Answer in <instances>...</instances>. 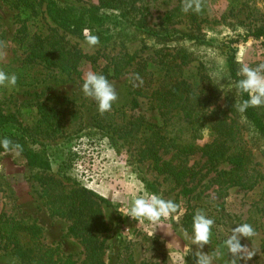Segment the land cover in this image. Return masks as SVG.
<instances>
[{"label":"trees","instance_id":"1","mask_svg":"<svg viewBox=\"0 0 264 264\" xmlns=\"http://www.w3.org/2000/svg\"><path fill=\"white\" fill-rule=\"evenodd\" d=\"M5 1L26 13L15 36L26 43L25 54L17 61L21 68L41 64L79 74L89 64L110 80L132 67V105L139 97L147 98L163 118L159 125L116 109L98 112L87 127L78 107L39 101L37 119L25 126L0 105V137L22 145L48 212L68 220V233L82 245L83 264H104L110 224L102 210L104 198L70 174L73 139L90 142L94 136L106 137L117 152L124 150L127 164L146 187L156 181L170 191L179 189L187 200L182 224L190 232L196 211L189 203L195 189L189 183L202 176L204 167L216 172L211 181L218 188L259 190L258 201L264 204V176L253 164L254 152L264 155V106L239 112L236 105L248 96L234 87L242 67L236 58L238 46L249 39L264 41V5H258L263 0H226L218 21L209 18L206 0H199V13L182 12L180 0L156 24L147 22L138 0H97L48 9L38 0ZM216 22L227 32L220 36L222 29L212 25ZM85 30L99 37L95 53L83 52L67 38V34L84 38ZM134 41L138 46L131 50ZM167 154L169 158L164 157ZM194 154L204 158L201 167L188 163L187 157ZM52 162H58L54 169ZM143 162L149 163L154 181L143 176L139 167ZM0 234L22 262L64 261L60 247L44 243L42 228L35 223L0 215Z\"/></svg>","mask_w":264,"mask_h":264},{"label":"rangeland","instance_id":"2","mask_svg":"<svg viewBox=\"0 0 264 264\" xmlns=\"http://www.w3.org/2000/svg\"><path fill=\"white\" fill-rule=\"evenodd\" d=\"M41 6L60 8L64 4L90 5L97 0H38ZM180 0H138L144 8L148 23L156 24L160 17L173 9ZM207 14L212 20H219L227 7L226 0H206ZM264 5V0L258 2ZM26 13L11 7L7 1L0 0V70L17 76L14 88L0 86V105L5 112H13L25 126H30L37 119L35 104L42 101L56 107L75 106L83 114L84 124H93L98 113L95 102L85 97L80 90L84 75L89 72L98 73V69L85 64L79 74H67L58 69H45L41 64L31 68H21L17 61L25 54V41L19 43L15 39L19 20ZM31 24L30 20L28 21ZM212 23L220 36L226 33L222 24ZM34 29V27H31ZM70 42L76 44L83 52L95 53L100 46H89L85 38L67 34ZM138 42L129 45L131 50L137 48ZM236 58L239 63L255 68L264 59L263 39H249L237 48ZM132 67L117 78L108 80L117 94L110 111L122 109L128 115H142L145 119L161 125L163 118L156 107H152L147 98L139 97L137 105H132L133 93L129 85ZM99 74V73H98ZM93 141L75 140L71 142L75 156L72 160L70 174L87 188L102 196V210L110 231L106 238L104 264H197L196 253L201 252L211 257V264H230V254L223 247L230 228L236 224H251L256 235L251 239L241 238V243L251 251H256L249 260H241L239 264H264V204L259 202V190L245 191L238 187L218 188L211 178L216 174L213 170L203 168L189 186L190 204L195 211H202L213 218L215 223L211 229L209 243L202 248L190 245V231L182 224V216L186 211V196L179 189L169 190L164 184L154 182L146 187L138 177L136 170L127 164V155L117 152L106 137H95ZM170 154L165 155L169 158ZM188 163L201 167L204 158L199 154L187 157ZM58 162H52L53 169ZM253 164L264 176V155L254 152ZM140 170L149 182L155 176L148 162L139 164ZM33 170L29 167L23 152L20 155L0 151V215L9 216L16 221L32 224L42 228V240L48 245H58L63 253L61 264H83L84 252L78 239L68 233L69 221L50 215L41 197L40 187L32 179ZM264 187V185H263ZM161 195L165 200L178 204L175 214L178 219L162 221L161 227L147 222H137L123 215L125 209L136 194ZM194 196V197H193ZM152 236L150 233H152ZM190 245V246H189ZM190 251L184 256L185 251ZM184 256V258H183ZM179 257V258H178ZM0 264H32L18 260L9 246L4 244L0 234Z\"/></svg>","mask_w":264,"mask_h":264},{"label":"clouds","instance_id":"3","mask_svg":"<svg viewBox=\"0 0 264 264\" xmlns=\"http://www.w3.org/2000/svg\"><path fill=\"white\" fill-rule=\"evenodd\" d=\"M181 11L184 13H199L201 4L199 0H183ZM84 38L90 47L99 43V37L90 30L84 31ZM238 76L240 78L235 81L234 87L237 93H246L248 98L236 105L237 110L244 113L250 107L264 106V63L258 64L255 68L243 65L239 69ZM136 79L139 80V76ZM16 84L17 76L15 74L0 70V86L14 88ZM79 87L85 97L91 98L95 102L97 111L101 115L110 111L113 102L117 99L114 86L104 75L96 72H87ZM0 149L5 153H15L16 155H20L23 151L22 145L8 137H0ZM178 207L177 203L172 200H165L161 195L155 193L148 195L136 194L131 199L123 215L137 222H147L155 226L156 229L161 227L162 221L178 219V216L175 215ZM214 223V219L206 216L202 211L195 212L191 223L190 245L195 244L198 248H202L205 244H208ZM152 234L153 232L150 233L151 236ZM185 234H188L187 229ZM255 235V228L247 222L236 224L235 227L230 228L226 238L222 241L227 254H230V264H239L241 260L246 261L253 257L256 251H251L243 245L241 238L251 239ZM189 251L190 247L185 251L184 256ZM196 257L197 264H211L212 258L207 254L197 252Z\"/></svg>","mask_w":264,"mask_h":264}]
</instances>
